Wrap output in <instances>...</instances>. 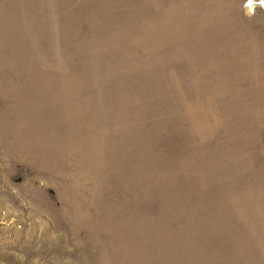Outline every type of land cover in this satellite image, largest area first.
Segmentation results:
<instances>
[{
    "label": "rangeland",
    "instance_id": "1",
    "mask_svg": "<svg viewBox=\"0 0 264 264\" xmlns=\"http://www.w3.org/2000/svg\"><path fill=\"white\" fill-rule=\"evenodd\" d=\"M259 2L0 0V264H264Z\"/></svg>",
    "mask_w": 264,
    "mask_h": 264
},
{
    "label": "water",
    "instance_id": "2",
    "mask_svg": "<svg viewBox=\"0 0 264 264\" xmlns=\"http://www.w3.org/2000/svg\"><path fill=\"white\" fill-rule=\"evenodd\" d=\"M260 5L262 6V8L264 9V0H260Z\"/></svg>",
    "mask_w": 264,
    "mask_h": 264
},
{
    "label": "bare ground",
    "instance_id": "3",
    "mask_svg": "<svg viewBox=\"0 0 264 264\" xmlns=\"http://www.w3.org/2000/svg\"><path fill=\"white\" fill-rule=\"evenodd\" d=\"M248 3H249V2H248ZM248 3H247V4H248ZM249 4H250V3H249ZM246 6H247V5H246ZM250 6H251V5H250ZM248 7H249V6H248ZM249 8H250V7H249Z\"/></svg>",
    "mask_w": 264,
    "mask_h": 264
}]
</instances>
